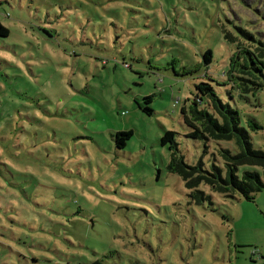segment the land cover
Segmentation results:
<instances>
[{"label":"rangeland","instance_id":"rangeland-1","mask_svg":"<svg viewBox=\"0 0 264 264\" xmlns=\"http://www.w3.org/2000/svg\"><path fill=\"white\" fill-rule=\"evenodd\" d=\"M0 22V264H263L264 189L192 202L161 144L177 131L206 167L237 151L186 135L203 80L264 150V87L239 96L226 73L264 46L263 0H0Z\"/></svg>","mask_w":264,"mask_h":264},{"label":"trees","instance_id":"trees-1","mask_svg":"<svg viewBox=\"0 0 264 264\" xmlns=\"http://www.w3.org/2000/svg\"><path fill=\"white\" fill-rule=\"evenodd\" d=\"M8 34L9 29L0 22V35ZM258 49L249 55V59L243 58V62L240 53L231 59L230 69L226 72L227 81L232 88L240 92L239 96H245L250 92L255 94L264 87V62L262 60L264 46ZM211 61L212 50L208 49L203 55V62L209 65ZM229 95L232 96L230 93ZM194 96L193 104L189 108L183 106L181 109L183 120L189 127L187 137L204 140L206 143L222 140L234 141L237 151L233 152L221 146L217 152L213 153L214 162L210 167L205 166L202 157L196 164H190L179 153V143L176 140L177 131L167 129L161 137V144L168 145L171 151L168 169L184 180L192 202L199 204L207 199L212 202V192L230 200L243 197L249 201H255L257 194L264 189V180L258 171L245 170L240 174L239 169L242 165L264 167V150L254 148L249 130V128L257 130L263 127L253 119L247 120L249 128L243 125L238 108L223 99L209 81L197 82ZM151 102L152 95L144 96V104L139 102L140 108L150 115L154 112L149 105ZM200 102L204 104L203 107L199 106ZM132 134V130L118 131L115 134L116 146L124 147ZM207 146L208 144L205 147ZM254 248L258 249L257 254L253 253ZM251 255L253 259L264 257L258 247L252 248Z\"/></svg>","mask_w":264,"mask_h":264},{"label":"crops","instance_id":"crops-1","mask_svg":"<svg viewBox=\"0 0 264 264\" xmlns=\"http://www.w3.org/2000/svg\"><path fill=\"white\" fill-rule=\"evenodd\" d=\"M262 245H263V247H264V241L263 242H260ZM261 250V249H260ZM261 253L264 255V251L263 250H261ZM258 260H261L262 262H263V264H264V257L262 258V257H260V258H257ZM256 260V259H255Z\"/></svg>","mask_w":264,"mask_h":264},{"label":"built area","instance_id":"built-area-1","mask_svg":"<svg viewBox=\"0 0 264 264\" xmlns=\"http://www.w3.org/2000/svg\"><path fill=\"white\" fill-rule=\"evenodd\" d=\"M253 253H254V254H257V253H258V249L254 248V249H253Z\"/></svg>","mask_w":264,"mask_h":264}]
</instances>
